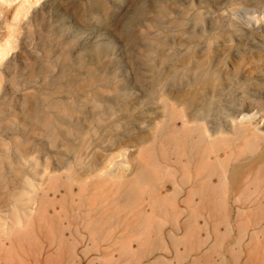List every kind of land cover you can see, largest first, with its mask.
Masks as SVG:
<instances>
[{
    "label": "rangeland",
    "instance_id": "obj_1",
    "mask_svg": "<svg viewBox=\"0 0 264 264\" xmlns=\"http://www.w3.org/2000/svg\"><path fill=\"white\" fill-rule=\"evenodd\" d=\"M0 264H264V0H0Z\"/></svg>",
    "mask_w": 264,
    "mask_h": 264
},
{
    "label": "bare ground",
    "instance_id": "obj_2",
    "mask_svg": "<svg viewBox=\"0 0 264 264\" xmlns=\"http://www.w3.org/2000/svg\"><path fill=\"white\" fill-rule=\"evenodd\" d=\"M232 105L230 107H225L224 111L227 115V118H231L232 122L235 123V121L237 119H240V129L237 131V133L235 134V139L236 141H246L247 143L250 142L251 140V127H250V120L253 116L250 115L251 112H253L256 107L251 106V105H244L241 102H233L231 103ZM248 124V127L246 126ZM226 134V129L225 126L221 123L219 124L217 127L214 128L213 131H211L210 129H205L203 130V132L198 131L197 132V137H199V139L202 137L204 139H209L214 135L217 136H223ZM255 138L257 139L259 135H257L256 133H254ZM261 139V138H260ZM255 143V141H254ZM256 145V149H260L261 147H263V143L262 142H258L255 144ZM224 144L222 142H218V144L214 145L213 148H211V150H209L208 152V159H211V155H214L216 160H219L221 157V152H223L225 150L224 148ZM251 148V147H250ZM248 150H250L248 148ZM198 171L200 173V171L203 169V165H201V163H199V167H198ZM204 168H207V164H205ZM226 174V172H225ZM86 206V205H85ZM12 215H14V218L19 217L18 212L16 210L13 211ZM96 233V232H95Z\"/></svg>",
    "mask_w": 264,
    "mask_h": 264
}]
</instances>
